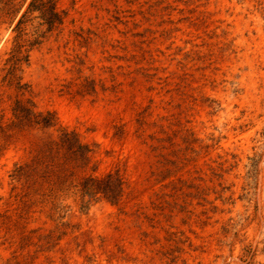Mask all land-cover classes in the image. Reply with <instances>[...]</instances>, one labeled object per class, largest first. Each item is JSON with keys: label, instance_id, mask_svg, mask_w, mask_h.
Here are the masks:
<instances>
[{"label": "rangeland", "instance_id": "1", "mask_svg": "<svg viewBox=\"0 0 264 264\" xmlns=\"http://www.w3.org/2000/svg\"><path fill=\"white\" fill-rule=\"evenodd\" d=\"M29 1L0 11V264H264V0H57L15 63Z\"/></svg>", "mask_w": 264, "mask_h": 264}, {"label": "trees", "instance_id": "2", "mask_svg": "<svg viewBox=\"0 0 264 264\" xmlns=\"http://www.w3.org/2000/svg\"><path fill=\"white\" fill-rule=\"evenodd\" d=\"M25 0H0V11L10 12L13 10L19 3H23ZM57 0H30L25 11L22 13L17 23L13 27V31L16 33L14 42L16 43L12 52L11 59H15V63H18L20 59H16L17 56L21 53L22 49L25 46L31 47V45L39 43V39L44 38L45 34L53 31L58 28L63 23V18L66 16L65 11H57ZM21 5V4H20ZM15 11V10H14ZM37 12L38 16L36 19H39L40 22L33 28L30 35L33 36V41L30 43V39H23V37L28 34L25 33V26L31 15ZM62 143L69 144V137L67 134L62 136ZM22 169L16 171V176H22Z\"/></svg>", "mask_w": 264, "mask_h": 264}]
</instances>
